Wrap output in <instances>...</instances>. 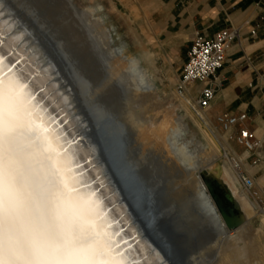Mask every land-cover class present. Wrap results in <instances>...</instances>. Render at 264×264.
I'll return each mask as SVG.
<instances>
[{"label": "bare ground", "instance_id": "6f19581e", "mask_svg": "<svg viewBox=\"0 0 264 264\" xmlns=\"http://www.w3.org/2000/svg\"><path fill=\"white\" fill-rule=\"evenodd\" d=\"M11 1L10 5L14 4L16 7L24 3L32 5L38 19L43 20L37 22V17H34L36 25L46 23L51 26L50 18L59 16L61 26L68 32L66 34L78 39L77 45L93 62L92 69L102 72L105 103L114 100L118 109L117 117L133 130L137 143L142 147L151 146L163 150L165 161L174 164L171 169H177L179 180L187 186V194L191 200H186L175 187H171V194L179 200L184 198L186 207L183 210L186 211V216L192 218L193 223H205L208 231L214 233L210 243L213 250L218 248V252L211 264H247L253 260L256 253L255 239L260 235V230L254 229L250 222L252 218L259 217L264 227V210L250 199L248 189L238 190L241 185L234 162L224 163L222 166L215 164L220 158L219 150H224V146L218 142L204 115L194 110L187 96L176 93L178 103L193 110L206 127L201 131L211 146L209 151H206L202 144L197 142L194 151L188 152L185 145H175L189 130L184 117L177 114L179 105L167 100V103L161 106L163 110L156 111L160 114L159 119H155L144 109L143 114H138L132 107V104H136V108H141L147 97L155 92L150 74L141 66L142 61L152 66L154 59L152 54L144 49L141 41L134 36L141 51L139 58L127 55L124 46L113 47L110 29L105 27L103 18L98 16L102 11L101 6L81 9L76 6L74 0H46L48 6L41 2L43 0H31L32 3L29 0ZM10 5L7 0H0V57L4 58L3 62H0V80H17L29 86L25 90L28 95L20 99L23 110L18 123L21 126L38 127V136H30L26 130L21 136L23 150L33 156V168L39 185H30L29 188L32 196L28 221L34 224L40 233L48 230L47 204L51 199L48 174L54 164L59 169V174L71 187L78 189L80 194L73 196L72 205L68 207L63 218V225L81 222L86 227L94 228L101 240L114 249L116 264H169L160 248L145 234L144 227L131 209L130 200L112 177L99 151V136L104 138L106 134L105 136L111 137L113 130L110 126L114 122L108 118L106 121L109 122H104L103 128L99 122L93 123L88 118L84 112L86 107L82 103L84 95L78 92L79 97H75L73 86L68 82L70 79L58 72V62L67 69L61 53L48 39H44L53 53L48 57L42 47L37 45L36 38H33L35 35H31L30 27L24 22L26 19L23 21L16 16ZM27 10L32 11L29 7ZM41 35L44 38V32ZM17 60L19 63H15ZM14 63L15 67L12 66ZM92 95L94 96V93ZM32 96L35 97L34 100L31 99ZM45 128L48 131H43ZM120 131L116 132L115 129L125 141L124 134ZM46 147H50L52 151L44 152ZM49 156L51 159H48ZM224 156L227 157L226 154ZM202 168L214 173L221 180L229 197L238 202L245 221L235 231L226 230L202 186L197 174V170ZM135 172L134 178L142 182L145 188L148 187L141 174ZM101 183L103 187H100ZM86 185H91V188ZM97 189V198L102 201L99 210L93 211L78 206L83 198ZM117 232L120 233L119 236L116 235ZM122 240L127 243H121ZM116 244L120 245L119 248L115 247ZM120 252L124 255H116Z\"/></svg>", "mask_w": 264, "mask_h": 264}, {"label": "rangeland", "instance_id": "374dc122", "mask_svg": "<svg viewBox=\"0 0 264 264\" xmlns=\"http://www.w3.org/2000/svg\"><path fill=\"white\" fill-rule=\"evenodd\" d=\"M10 1L7 0L9 5ZM14 1L16 2V0ZM18 1L19 0H17V2ZM20 1L24 2L27 0ZM29 2H31V0H29ZM41 2L48 6V2L46 0ZM74 3L81 9H85L87 7H102V11L99 12L98 16L103 18L105 27L110 29V35L113 39V47L120 48L121 46H124L127 55L139 58L141 51L136 45L134 37L136 36L143 44L144 49L152 54V58L154 59L153 65L149 66L147 62L142 61L141 66L150 74L155 85V92L154 95L152 94V96L147 97L141 108H136V104H132L135 111L138 114H143L145 110L148 114L155 117V119H159L160 114L156 111L163 110L161 108L162 104L167 103V100L175 102V105H179L177 114L184 117V121L189 128L188 133L177 140L175 145L178 147L185 145L186 151L193 152L197 142H200L204 149L209 151L211 148L210 142L201 131L202 129L205 130L206 127L201 120L195 116V112L193 110H191L187 105L185 106L184 104L181 105V103H178V97L176 96V93H178L177 89L183 72V67L186 62L185 59H187L186 56L188 55V50L186 51L187 55L179 54L176 56H167L166 54L161 53L156 54V52H154V50L143 41L139 31L132 25L130 18L124 14L117 13L110 1L74 0ZM24 4L22 6L20 5V7H16L13 4L12 6H14V8L11 5L10 6L14 9L13 13L16 16L20 17L23 21L25 19L29 20V22L26 20L24 22H26L30 27L31 35H35L33 38H36L37 45L39 44L42 47L48 57H51L53 53L50 52L48 44L45 43L44 39H48L52 46L61 53L64 64L67 65V69L62 63L58 62L56 63L58 72L70 79L68 82L73 86L75 97H79L78 92H81V95H86L85 97L82 96V103H84L86 107L84 108V112L88 118L93 121V123L99 122L103 125V128L104 122H109V120L106 121L108 118L115 123H111L110 126L112 128L111 130H113L111 137L105 136L106 134H104V136L109 140L113 139V149L115 150L114 158L117 166H119V168L126 174L131 175V178H134L133 173L135 171L139 172L154 192L160 193L161 200H163V209L173 217L170 221V231L174 234V239L180 249L179 254L181 257V264H211L218 252V248L216 247L215 250H213L214 248H212V243H210L214 233H210L208 231L209 228L205 223H201L199 225L193 223L192 218L190 219V217L186 216L187 213L183 210L186 207L183 202L184 198L180 199L182 200L180 201L177 197L171 194V187H175V190L185 197L186 200H191L187 194V186L183 185L179 180L180 177L177 169H171L174 167V164L171 165V163L165 161V153L163 150H157L151 146L142 147L141 144L137 143L135 141L133 130L127 125H124L125 123L123 122V124L122 121L119 120L120 117H117L118 109L114 100L112 99V102L110 101L108 104L105 103L104 78L101 77L102 72L99 69H92L93 62L90 61V58L87 55L85 56L84 50L77 45L78 39H73L74 37L67 35L68 32H66V30L64 31L65 27L63 25L61 26L60 19H58L59 16L52 19L50 18V21L52 22L51 26L46 25V23H41L43 26L36 25V17L37 22H43V20L41 18L38 19V14L36 15L34 13L36 10L32 5L29 6L27 3ZM28 7L32 9L33 12L31 10L28 11ZM61 17L62 15L60 18ZM50 21L48 20V22ZM56 24L59 26H56ZM40 32L41 34L44 32V38ZM178 59H181V64H177ZM187 91L183 95L187 96L193 105V102L197 97V93L195 94L196 97L194 96L195 98H191ZM92 93H94V96ZM154 108L156 110H153ZM197 111L203 115V111ZM209 128L218 139V142L224 146V150H219L220 158L216 160L215 164L217 166H222L224 163H232L230 155H228L230 143L227 140L225 129L221 126H216V124H209ZM115 129L116 132H121L120 130H122V135L124 134L125 141L118 134L119 132H115ZM102 132L104 133V131ZM231 146H234V144L231 143ZM173 150H175L174 146ZM237 150L241 153L244 152L242 147ZM224 154L227 155L226 158ZM173 156L175 157V154ZM262 187L261 194L264 197V186ZM238 190L243 191L244 188L239 186ZM249 191L251 195L250 199L257 202L261 209L264 210V200L263 204H261V202L253 195L252 190ZM180 206L182 210L179 213ZM250 223L254 229L260 230V235H258L255 239V257L247 264H264V227L261 225L259 217L252 218ZM218 243L220 244L221 241Z\"/></svg>", "mask_w": 264, "mask_h": 264}, {"label": "crops", "instance_id": "0c3cea01", "mask_svg": "<svg viewBox=\"0 0 264 264\" xmlns=\"http://www.w3.org/2000/svg\"><path fill=\"white\" fill-rule=\"evenodd\" d=\"M108 1L117 13L130 18L143 41L156 54H186L196 35L212 39L225 29L237 32V37L226 48L224 64L213 78L204 84H192L187 93L195 98L200 88L212 86L214 98L203 115L209 124L225 129L230 143L228 155L239 164L240 173L252 181L253 195L263 204L264 0ZM180 60L177 64L182 63ZM241 115L245 119L233 125L222 120L224 116L238 118ZM241 130L252 134L255 144L252 150L242 145ZM240 147L244 152L237 150Z\"/></svg>", "mask_w": 264, "mask_h": 264}, {"label": "snow or ice", "instance_id": "6c2138e0", "mask_svg": "<svg viewBox=\"0 0 264 264\" xmlns=\"http://www.w3.org/2000/svg\"><path fill=\"white\" fill-rule=\"evenodd\" d=\"M3 59L0 57V62ZM28 87L17 80H0V264H116L114 249L101 240L94 228L81 222L62 224L73 196L80 194L59 174L54 164L48 174L51 188V199L47 204L48 230L40 233L28 221L32 196L29 188L30 185L39 187L33 156L21 145L25 130L30 136H38V127L18 123L23 110L20 99L28 95L25 91ZM50 151V147L44 149V152ZM86 186L91 188V185ZM97 192L98 189L91 191L78 206L99 210L102 201L97 198ZM119 246L116 244L115 247ZM116 255L123 256L124 253Z\"/></svg>", "mask_w": 264, "mask_h": 264}, {"label": "water", "instance_id": "95a60500", "mask_svg": "<svg viewBox=\"0 0 264 264\" xmlns=\"http://www.w3.org/2000/svg\"><path fill=\"white\" fill-rule=\"evenodd\" d=\"M98 146L112 177L123 194L130 200L131 209L144 227L145 234H148L153 244L160 248L169 264H181L180 249L174 239V234L170 231V221L173 217L163 209L160 193L154 192L149 185L145 188L142 182L131 178V175L126 174L117 166L113 139L109 140L105 136L104 138L99 136ZM197 174L226 230L230 232L238 229L245 221L238 202L229 197L221 180L210 170L198 169ZM181 210L180 206L179 213Z\"/></svg>", "mask_w": 264, "mask_h": 264}, {"label": "built area", "instance_id": "2783aa9c", "mask_svg": "<svg viewBox=\"0 0 264 264\" xmlns=\"http://www.w3.org/2000/svg\"><path fill=\"white\" fill-rule=\"evenodd\" d=\"M236 37L237 32L234 30H222L216 33L212 39L196 35L188 52L177 92L183 95L192 84H204L212 79L215 73L224 64L226 48ZM213 98L214 90L212 86L208 84L197 91V97L192 106L196 111H203L209 107ZM243 119H245L244 115L238 118H227V116H224L222 120L226 121L228 125H233ZM240 139L246 150H252L255 147V144L252 142V134L246 130L240 131ZM231 161L235 163V168L238 169V178L241 187L251 190L252 181L244 174L240 173V166L238 163L236 164L233 159H231Z\"/></svg>", "mask_w": 264, "mask_h": 264}]
</instances>
